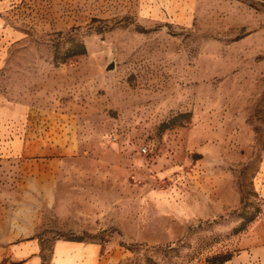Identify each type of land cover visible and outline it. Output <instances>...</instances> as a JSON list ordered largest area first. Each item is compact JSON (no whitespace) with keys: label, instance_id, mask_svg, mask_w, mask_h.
<instances>
[{"label":"rangeland","instance_id":"obj_1","mask_svg":"<svg viewBox=\"0 0 264 264\" xmlns=\"http://www.w3.org/2000/svg\"><path fill=\"white\" fill-rule=\"evenodd\" d=\"M0 116L42 121L61 159L45 252L264 264V0H0ZM20 161H0L3 217Z\"/></svg>","mask_w":264,"mask_h":264},{"label":"crops","instance_id":"obj_2","mask_svg":"<svg viewBox=\"0 0 264 264\" xmlns=\"http://www.w3.org/2000/svg\"><path fill=\"white\" fill-rule=\"evenodd\" d=\"M14 114L13 119L20 120L25 113L17 109ZM19 127L18 130L14 127L13 132L0 128V161L23 160L18 168L22 190L13 192V205L4 217L0 213V264H107L110 254L95 242L58 238L48 252L42 249L34 234L40 223L41 208L54 199L61 159L53 153L47 156L56 147L47 141L48 130L42 128V121H36L35 125V121L26 120ZM32 150L41 151L44 157L38 158V162L30 159ZM35 164L41 167L39 171L34 169Z\"/></svg>","mask_w":264,"mask_h":264},{"label":"trees","instance_id":"obj_3","mask_svg":"<svg viewBox=\"0 0 264 264\" xmlns=\"http://www.w3.org/2000/svg\"><path fill=\"white\" fill-rule=\"evenodd\" d=\"M85 53V47L82 43H78L76 45V48H73V49H70L64 56V59L68 58V57H71V56H74V55H80V54H83ZM177 120H178V116H175L171 119H169L167 122L163 123L162 124V128H168L172 125H175L177 123ZM253 218L252 217H249L246 219V223L250 222ZM244 228V224H242L241 226L237 227L235 229L236 232L242 230Z\"/></svg>","mask_w":264,"mask_h":264},{"label":"water","instance_id":"obj_4","mask_svg":"<svg viewBox=\"0 0 264 264\" xmlns=\"http://www.w3.org/2000/svg\"><path fill=\"white\" fill-rule=\"evenodd\" d=\"M113 68V64L112 62H110L107 66H106V70H110Z\"/></svg>","mask_w":264,"mask_h":264}]
</instances>
